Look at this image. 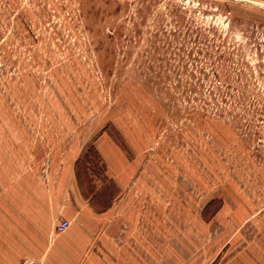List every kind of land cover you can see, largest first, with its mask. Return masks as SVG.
I'll return each mask as SVG.
<instances>
[{"label":"rangeland","instance_id":"rangeland-1","mask_svg":"<svg viewBox=\"0 0 264 264\" xmlns=\"http://www.w3.org/2000/svg\"><path fill=\"white\" fill-rule=\"evenodd\" d=\"M74 166L90 264H264V2L0 0V194Z\"/></svg>","mask_w":264,"mask_h":264},{"label":"crops","instance_id":"crops-1","mask_svg":"<svg viewBox=\"0 0 264 264\" xmlns=\"http://www.w3.org/2000/svg\"><path fill=\"white\" fill-rule=\"evenodd\" d=\"M75 167L64 195L0 194V264L23 260L34 264H90L94 254H89L88 235L93 230L84 219L108 215L116 207L117 197L109 207L95 206L92 196L84 194ZM76 216L83 219L82 228L72 224L65 232H57L60 222H71ZM98 264H108L107 259ZM114 264H123L122 258L115 259Z\"/></svg>","mask_w":264,"mask_h":264},{"label":"built area","instance_id":"built-area-1","mask_svg":"<svg viewBox=\"0 0 264 264\" xmlns=\"http://www.w3.org/2000/svg\"><path fill=\"white\" fill-rule=\"evenodd\" d=\"M70 227V223L68 221H63L57 226L58 232H65ZM19 264H34V262L30 260H23Z\"/></svg>","mask_w":264,"mask_h":264},{"label":"water","instance_id":"water-1","mask_svg":"<svg viewBox=\"0 0 264 264\" xmlns=\"http://www.w3.org/2000/svg\"><path fill=\"white\" fill-rule=\"evenodd\" d=\"M245 3H248V2H245Z\"/></svg>","mask_w":264,"mask_h":264}]
</instances>
